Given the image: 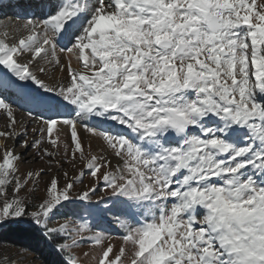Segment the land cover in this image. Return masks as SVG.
I'll return each mask as SVG.
<instances>
[{
	"label": "snow or ice",
	"instance_id": "snow-or-ice-1",
	"mask_svg": "<svg viewBox=\"0 0 264 264\" xmlns=\"http://www.w3.org/2000/svg\"><path fill=\"white\" fill-rule=\"evenodd\" d=\"M47 8L11 40L0 33V228L34 229L66 254L61 264H81L72 249L85 240L99 249L96 264H264V0ZM81 130L102 140L99 152L85 151ZM17 141L49 167L21 173ZM77 154L86 163L61 186L52 165L75 170ZM45 172L34 203L29 185ZM86 174L90 185L77 189ZM101 183L107 196L97 199L112 207L99 211L116 210L122 232L116 252L105 230L61 212L91 204Z\"/></svg>",
	"mask_w": 264,
	"mask_h": 264
},
{
	"label": "rangeland",
	"instance_id": "rangeland-1",
	"mask_svg": "<svg viewBox=\"0 0 264 264\" xmlns=\"http://www.w3.org/2000/svg\"><path fill=\"white\" fill-rule=\"evenodd\" d=\"M2 1H4V4L6 5L8 4L7 0H2ZM3 8L4 6L0 4V17L5 18L6 16V17H11L14 19L21 20V21L25 20L29 15H33V14L38 17L41 12H44V10H48V8L46 7V3H43V2L42 4L40 3V5L38 4V6L36 7L34 6V4H32V2H30V5L28 4L26 6L23 4L21 6L14 5L12 6V8H8V14L4 12L2 13ZM25 13H27V15H25ZM9 34H10L9 37L11 38L15 36V33L14 34L9 33ZM19 34L20 33H17L16 35H19ZM20 83H23V82H20ZM39 111L40 109H33V115H38ZM60 111L66 112V110L63 108H61ZM16 116L18 120L22 121L23 123L27 125L29 130L35 126L31 120V117L28 116V106H19L16 112ZM5 125H6V117L3 115V111L0 110V129H3ZM65 133H68L67 129H65ZM54 135H55V130H54ZM81 136H82L83 143L85 145V151H87V145L89 144L91 145V149L93 153L100 151V149L97 148V145L96 144L94 145V143H96L95 140L93 141L92 139L94 136H92L91 134L85 133L82 130H81ZM20 139H23V137H21ZM28 139L29 140L32 139L31 133ZM64 140L68 142L69 152H71L70 135H66V134L61 135V141H64ZM7 144L10 146L13 145V140L11 139L8 140ZM44 146L50 147V145L47 143H45ZM15 150L17 153L22 154L21 159L18 164L19 170L21 173H26L29 170L38 171L41 168L46 170L49 167V165L46 162L47 158H45L44 160L40 159L37 153L32 148H28L27 150H24L23 148H21L18 141L15 143ZM60 151L61 153H63L64 151L63 144H61ZM85 163L86 161H81L78 158V154H77V166L75 170H73L71 165H69L68 163H64L63 168H59V169H57L55 165H52L53 173L57 174L60 177V184L62 186L64 183L63 173L67 171L69 173V178L76 177L79 175L80 169L84 167ZM113 163H115V161H113ZM53 173L45 172V174L42 175V177L39 179L38 183L35 186H32L31 184L29 185V187L32 189L30 198L33 199L34 203H39V199H35V197H39V198L45 197L46 195L45 181H47ZM90 183H91V179L86 174L83 177L82 182H79L76 187L77 189H79L81 185H90ZM20 194L26 197L29 196V193L26 191L21 192ZM101 196H105V197L107 196V193L103 189L102 183H101L100 189L96 192V195L92 197L91 204H88L87 202L81 203L79 200H76L72 204H69L67 208L62 209L61 212L64 214H68L69 218L74 219L76 223H80L81 218H82L84 221H86L90 225H98L99 227H97L95 230L97 231L105 230L106 233L111 235L110 242L113 243L114 252H116L118 251L119 246L121 244L120 236L122 235V232L120 231L118 224L114 220V215H115L116 210H113L112 213H104V214L100 213L99 211L100 209L112 207L111 201L108 199H105L103 202H99L97 198ZM31 210H35V209H30V211ZM73 212L77 214L74 217L70 215ZM58 223H63V217L60 214H58L57 217H55L51 221V224L53 226L57 225ZM10 226H13V225H10ZM8 228L9 226L0 228V233H5L3 237V241L0 242V264H46L42 260V258L38 255L36 250L34 249L35 248L34 245H32L31 243H27L26 239L18 240L10 236L9 235L10 233H6V230ZM35 234H38V233L35 232ZM45 243L49 250L55 252L58 255L60 264H61L62 256H66V254L57 253L56 251L53 250L50 243H48L46 240H45ZM98 251L99 249L93 246L91 242L88 240H85L84 242L78 244L75 248L72 249L73 254L79 258V260L81 261V264H96L95 256ZM84 253H88L89 255L85 256Z\"/></svg>",
	"mask_w": 264,
	"mask_h": 264
},
{
	"label": "trees",
	"instance_id": "trees-1",
	"mask_svg": "<svg viewBox=\"0 0 264 264\" xmlns=\"http://www.w3.org/2000/svg\"><path fill=\"white\" fill-rule=\"evenodd\" d=\"M35 232L34 229H30L29 227H18L15 225L9 226L6 230V233H10V236L18 240L26 239L27 243L34 245V249L46 264H60L58 255L49 250L46 246L45 240L39 234H35ZM4 235L5 233H0V242L3 241Z\"/></svg>",
	"mask_w": 264,
	"mask_h": 264
},
{
	"label": "bare ground",
	"instance_id": "bare-ground-1",
	"mask_svg": "<svg viewBox=\"0 0 264 264\" xmlns=\"http://www.w3.org/2000/svg\"><path fill=\"white\" fill-rule=\"evenodd\" d=\"M30 2H32V4H34L35 7L38 6V4L40 5V3L42 4V2H43V3H46V7H47V0H32V1L31 0H7V3H8L7 5L4 4V1L0 0V4L2 6H4L2 13L4 12V13L8 14V8H12V6H14V5H17V6L18 5L21 6L22 4L25 6L28 4L30 5ZM28 8H30V7H28ZM45 11H47V10H44V12ZM25 15H27V13H25ZM24 22H25V20L21 21V20L14 19L11 17H6V16H5V18L0 17V33H2L5 29H7V30L9 29L8 30L9 33H11V34L15 33V36H16V34L19 33L17 31V29H19L20 26H22ZM9 38L11 39V37H9ZM75 63L76 62L73 61L74 66H75ZM41 75L43 77V74H41ZM56 75H57V77H59L61 74L57 71ZM65 75H66V73H65ZM92 139H93V141L95 140V142H96V143H94V145L96 144L97 148L101 149V147L103 145L102 140H100L96 137L95 138L93 137Z\"/></svg>",
	"mask_w": 264,
	"mask_h": 264
}]
</instances>
